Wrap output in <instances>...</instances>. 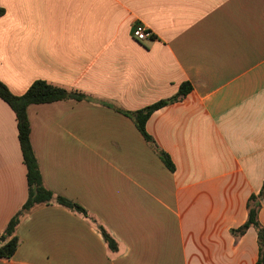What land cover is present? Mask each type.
Segmentation results:
<instances>
[{
    "label": "crops",
    "instance_id": "1",
    "mask_svg": "<svg viewBox=\"0 0 264 264\" xmlns=\"http://www.w3.org/2000/svg\"><path fill=\"white\" fill-rule=\"evenodd\" d=\"M0 82L84 94L28 108L52 203L0 264H256L248 202L264 183V0H0ZM153 33L140 43L133 29ZM192 87L155 111H140ZM15 113L0 98V236L29 196ZM259 222L264 226V200ZM96 221V224L93 222ZM118 244L113 252L97 226Z\"/></svg>",
    "mask_w": 264,
    "mask_h": 264
},
{
    "label": "trees",
    "instance_id": "2",
    "mask_svg": "<svg viewBox=\"0 0 264 264\" xmlns=\"http://www.w3.org/2000/svg\"><path fill=\"white\" fill-rule=\"evenodd\" d=\"M3 10L0 9V15H3ZM192 91L189 84H183L174 97L160 101L150 107L140 111L125 112L120 109L121 113L131 118L145 141L151 146L155 153L159 156L166 167L174 171L175 167L170 156L159 148L154 139L147 133L146 125L151 115L170 104L179 102L186 98ZM0 98L7 103L15 113L18 127V137L23 154V160L27 167V179L29 196L25 205L17 212V214L10 220L4 233L0 236V259H11L15 256L20 240L17 230L21 225L23 219L36 207L43 205H50L56 203L57 205L68 208L78 214L89 218L87 211L80 205L67 200L63 197L55 196L53 192L48 190L43 182V177L39 168V164L34 153L31 143V128L28 119V108L32 105L49 104L59 101L67 100H84L86 96L78 92L68 91L66 89L51 85L45 81L35 82L27 92L20 97L13 95L9 89L0 82ZM264 200V183L258 195H252L248 202V220L239 229L233 230L231 233L235 237H241L253 228L258 236L259 244V258L256 264H264V226L259 222V213ZM96 224V221H93ZM103 235L104 240L113 252L118 250V244L111 237V235L102 227L97 226ZM4 238V240H2Z\"/></svg>",
    "mask_w": 264,
    "mask_h": 264
},
{
    "label": "built area",
    "instance_id": "3",
    "mask_svg": "<svg viewBox=\"0 0 264 264\" xmlns=\"http://www.w3.org/2000/svg\"><path fill=\"white\" fill-rule=\"evenodd\" d=\"M133 37L140 43L150 41L153 38V33L143 26H136L133 29Z\"/></svg>",
    "mask_w": 264,
    "mask_h": 264
},
{
    "label": "water",
    "instance_id": "4",
    "mask_svg": "<svg viewBox=\"0 0 264 264\" xmlns=\"http://www.w3.org/2000/svg\"><path fill=\"white\" fill-rule=\"evenodd\" d=\"M2 240H4V238H2Z\"/></svg>",
    "mask_w": 264,
    "mask_h": 264
}]
</instances>
